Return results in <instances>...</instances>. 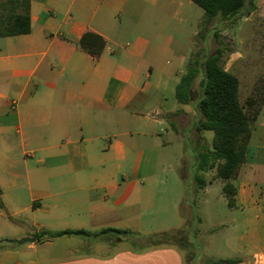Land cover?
Segmentation results:
<instances>
[{
  "label": "crops",
  "instance_id": "crops-1",
  "mask_svg": "<svg viewBox=\"0 0 264 264\" xmlns=\"http://www.w3.org/2000/svg\"><path fill=\"white\" fill-rule=\"evenodd\" d=\"M160 1L30 0V32L0 36V205L19 204L26 181L29 199L21 210L32 211L21 233L0 231V264L169 260L162 243L128 232L148 200L130 189L159 163L160 140L131 121L141 120L136 106L150 102V80L160 66ZM88 31L106 40L98 58L80 44ZM232 183L236 216L240 209L251 216L245 224H264V106ZM108 228L122 232H102ZM65 229L90 235L38 238L42 230ZM34 233L35 241H9ZM256 258L264 259V252Z\"/></svg>",
  "mask_w": 264,
  "mask_h": 264
},
{
  "label": "rangeland",
  "instance_id": "rangeland-1",
  "mask_svg": "<svg viewBox=\"0 0 264 264\" xmlns=\"http://www.w3.org/2000/svg\"><path fill=\"white\" fill-rule=\"evenodd\" d=\"M160 6L157 27L161 24L163 51L159 70L150 80V102L136 106L141 120L131 121L132 128L153 132L152 138L160 140L159 163L152 172L148 169L141 185L130 189L140 190L148 199L137 228L129 227L130 238L145 240L183 229L177 243L162 242L170 250L164 251V258L169 256L164 264L177 263L174 251L184 258L182 264H205L208 258L237 256L239 261L235 264H264L262 258L256 263V253L264 252V224H245L251 216L240 213V209L236 216L222 189L226 181L218 176L217 168L204 172L208 187L197 190V154L210 148L214 138L212 130L195 131L202 76L194 81L190 103H180L175 97L176 83L189 63L197 57L204 60L220 47L224 67L240 79V99L246 104L264 75V0H255L254 10L234 25L221 22L219 16L207 20L206 11L192 0H161ZM159 78L164 82L161 88L156 84ZM142 79L145 80V74ZM14 153L23 160L21 150ZM122 171L126 174L127 168ZM21 185L25 189L19 204L0 205V231L4 234L21 233L32 218L31 209L21 210L29 199L27 182ZM195 215L202 217V221ZM185 218L186 223L193 218L191 230L185 228Z\"/></svg>",
  "mask_w": 264,
  "mask_h": 264
},
{
  "label": "trees",
  "instance_id": "trees-1",
  "mask_svg": "<svg viewBox=\"0 0 264 264\" xmlns=\"http://www.w3.org/2000/svg\"><path fill=\"white\" fill-rule=\"evenodd\" d=\"M207 13V20L220 17L221 22L234 25L238 19L249 15L255 8V0H192ZM31 30L30 0H0V36L25 34ZM217 35V32H216ZM95 58H98L106 45V40L94 32L88 31L80 40ZM223 51L220 47L204 60L198 57L189 63L185 73L175 87L178 102L188 104L192 100L195 79L201 75L200 97L197 100L198 120L195 131L212 130L214 138L210 148L202 149L197 154L195 181L197 190L203 189L207 180L204 172L217 168L220 178L226 182L223 192L230 206L234 205L236 188L232 179L246 159L252 127L264 106V75L256 83L254 91L244 105L240 99V79L222 63ZM176 127V125L173 123ZM191 222L185 228L191 230ZM118 231L108 228L102 232ZM124 232V231H123ZM183 233L164 232L148 236L153 243H177L176 239ZM64 234H85L84 229H65L58 231L42 230L38 238L55 237ZM0 240V247H3ZM238 258H208L205 264H235Z\"/></svg>",
  "mask_w": 264,
  "mask_h": 264
},
{
  "label": "water",
  "instance_id": "water-1",
  "mask_svg": "<svg viewBox=\"0 0 264 264\" xmlns=\"http://www.w3.org/2000/svg\"><path fill=\"white\" fill-rule=\"evenodd\" d=\"M37 238V233H34L30 236L24 237L22 239L9 240L10 242L24 243L26 241H35Z\"/></svg>",
  "mask_w": 264,
  "mask_h": 264
}]
</instances>
